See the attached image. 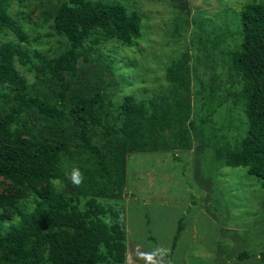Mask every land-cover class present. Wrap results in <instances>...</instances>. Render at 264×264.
<instances>
[{
  "label": "rangeland",
  "instance_id": "374dc122",
  "mask_svg": "<svg viewBox=\"0 0 264 264\" xmlns=\"http://www.w3.org/2000/svg\"><path fill=\"white\" fill-rule=\"evenodd\" d=\"M60 1L0 2L24 35L17 41L0 26V43L16 41L25 51L26 56L14 58V65L30 95L58 103L62 94L66 104L71 92H99L104 97L102 109L112 117L122 96L137 100L170 96L166 68L187 66L173 89L190 110L187 121L192 119L193 126L188 128V148L127 152L121 193L95 196L98 202L124 212V264H264V192L259 181L244 167L225 166L214 158L217 148L234 149L245 132L244 116L232 104V100L238 104L240 88L227 74L224 59L208 46L197 49L201 43L191 39L197 25L214 34L242 5L264 0H90L119 3L138 13L139 35L124 43L99 28L91 29L77 49L76 69L55 77L48 62L67 46L52 27ZM218 99L225 101L217 105ZM15 104L11 93L0 91V116ZM212 105L217 106L210 114ZM53 121L26 106L13 126L23 133L21 137H26L25 130L52 136L48 125ZM56 122L55 131L69 138L72 123ZM63 184L54 178L39 186L59 190ZM64 191L72 193L68 188ZM0 194L16 195L13 209L0 207V231H6L18 224L20 214L32 211L35 196L2 177ZM83 200L84 196L80 208ZM179 218L182 229L169 252Z\"/></svg>",
  "mask_w": 264,
  "mask_h": 264
},
{
  "label": "trees",
  "instance_id": "16d2710c",
  "mask_svg": "<svg viewBox=\"0 0 264 264\" xmlns=\"http://www.w3.org/2000/svg\"><path fill=\"white\" fill-rule=\"evenodd\" d=\"M140 19L138 13L128 12L119 3L61 0L52 27L67 46L48 66L55 77L73 72L79 62L77 49L94 28L130 43L139 35ZM0 26L9 29L17 41L24 39L20 27L1 7ZM196 29L191 39L201 43L197 49L208 46L209 51L217 52L227 74L239 85V102L232 100V104L239 106L245 119V132L235 148H217L214 158L225 166L244 167L264 192V2L242 5L214 34L202 24ZM23 56L25 51L16 41L0 43V91L11 93L16 101L0 116V177L32 191L35 202L31 212L20 214L16 226L0 231V264H124V212L98 202L95 196L121 193L127 152L157 151L164 146L188 148V128L193 126L192 119L187 121L190 110L173 89L187 66L166 68L170 96L153 95L147 100L122 96L111 117L102 109L104 97L99 92H71L66 104L62 94L55 103L27 93L25 78L14 65V58ZM26 62L21 60V64ZM224 101L218 99L217 105ZM217 105H212L210 114ZM26 106L49 120L71 122V136L56 132L58 124L53 121L48 125L52 136L25 130L26 137H21L23 133L13 123ZM73 168L83 174L79 186L70 180ZM54 178L63 181L62 189L39 186ZM67 188L72 193L64 191ZM15 198L14 194H0V207L13 209ZM181 219L169 252L182 229Z\"/></svg>",
  "mask_w": 264,
  "mask_h": 264
},
{
  "label": "clouds",
  "instance_id": "9594fccd",
  "mask_svg": "<svg viewBox=\"0 0 264 264\" xmlns=\"http://www.w3.org/2000/svg\"><path fill=\"white\" fill-rule=\"evenodd\" d=\"M70 180L75 186H79L83 180V174L78 168H73L70 174ZM151 259V257H149Z\"/></svg>",
  "mask_w": 264,
  "mask_h": 264
}]
</instances>
